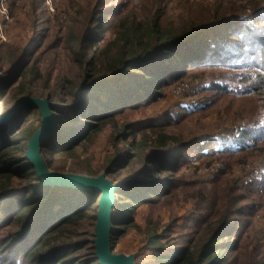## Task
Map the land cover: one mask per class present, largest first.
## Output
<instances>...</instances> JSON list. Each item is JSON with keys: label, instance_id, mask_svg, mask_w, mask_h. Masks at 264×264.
<instances>
[{"label": "rangeland", "instance_id": "obj_1", "mask_svg": "<svg viewBox=\"0 0 264 264\" xmlns=\"http://www.w3.org/2000/svg\"><path fill=\"white\" fill-rule=\"evenodd\" d=\"M221 1L227 0H0V111L18 94V89L12 88L19 84V77L4 81L12 67L10 57L15 52L29 55L30 73L23 83L24 87L30 85V92L21 99L27 96L47 99L59 81L77 78L79 69L72 41L85 36L94 22L108 23L99 54L114 55L112 41L127 21L159 15L163 29L178 31L190 21L191 15L213 9ZM237 7L238 4L234 5L233 11L226 7L228 17L247 18L245 15L250 11H235ZM251 25L256 32H263L261 41L264 42V21H253ZM227 31L230 30L225 27L221 34L226 35ZM213 33L207 37L211 38ZM249 67L250 64L243 69L191 70L167 85L155 101L117 115L93 144L78 148L75 157L43 155L51 171L97 177L107 173L110 162L122 151L137 155L138 148H134L143 140L167 136L192 144L173 155L177 160L175 169L169 173L174 183L170 194L135 207L128 202L129 215L111 239L114 254L136 255L135 264H168L166 257H174L188 245L201 246L220 219L230 217L236 224L231 240L225 238V242H231V249L227 250L228 264L264 261V75L258 80L255 78L258 72ZM216 86L228 89L219 92ZM21 99L8 108L14 111ZM51 101L60 108L66 107L65 98ZM17 115L5 124H14ZM40 121V112L34 110L19 120L17 132L20 135L38 126ZM256 127L259 140L246 141L253 143V147L237 151L247 129ZM133 130L137 134L131 136L129 132ZM122 136L126 139L122 140ZM28 142L20 140L9 157L24 161ZM208 145L209 151L220 149L222 152L204 156L199 149ZM141 159L134 157L117 175H108V178L121 187L128 185L132 178L129 173L136 165L142 167ZM88 165L96 175H88L80 168ZM14 185L23 189L28 184L16 179ZM95 192L99 202L102 193ZM56 205L55 209L61 207ZM115 211L121 219V208ZM97 212H88L83 220L69 226L64 238L56 234L53 238L60 237L64 242L85 241L86 247L79 255L92 256L96 252L94 215ZM13 229L6 227V234Z\"/></svg>", "mask_w": 264, "mask_h": 264}, {"label": "trees", "instance_id": "obj_2", "mask_svg": "<svg viewBox=\"0 0 264 264\" xmlns=\"http://www.w3.org/2000/svg\"><path fill=\"white\" fill-rule=\"evenodd\" d=\"M237 4L235 11H250L245 15L247 18L228 17L226 7H231L230 11H233ZM214 6L213 9L191 15L190 21L178 31L163 29L160 25L162 16L159 15L157 18L145 16L131 23L127 21L118 29L112 41L114 55L108 52L99 54L108 23L94 22L85 36L73 39V54L79 74L74 81L68 78L59 81L49 93L50 100L60 98L63 101L65 98L63 102L66 107H53L60 120L59 127L44 143L43 155L75 157L77 149L93 144L98 134L117 115L142 103L155 101L167 85L186 76L191 70L200 67L243 69L250 64L249 69L258 72L255 78L259 80L264 75L263 32L253 30L251 24L257 20L264 21V2L239 0L234 3L227 0ZM225 27L230 31L222 35ZM211 33L212 39L207 37ZM28 56L27 52H15L10 57L12 67L4 81L19 77V84L12 88L18 89V94L11 103L1 108L0 116L12 113V108L8 106L30 92V85L24 87L23 83L30 73ZM215 89L226 92L228 88L216 86ZM33 111L18 113L14 124L0 125V264H100L95 253L86 258L79 255L86 247L85 241L64 242L60 237L53 238L55 234L64 238L69 226L83 220L88 212L98 210L96 192L45 185L27 158L21 161L9 157L20 140L29 141L40 128L41 121L38 126L20 135L17 132L19 120L30 116ZM129 133L133 136L137 131ZM259 136L257 127L248 128L243 144L237 151L252 148L253 143L247 142L258 141ZM123 137L122 140H125ZM139 144L134 148H138L135 151L137 155L122 151L107 168L108 175H117L129 160L139 156L142 158V167H132L129 173L131 180L117 192L113 232L119 231L122 220L129 215L131 205L128 202L135 207L152 203L172 192L173 176L169 173L175 169L177 160L173 155L192 145L167 136H161L158 140L146 139ZM209 146L199 149L204 156L222 152L220 149L209 151ZM80 168L88 175L97 173L89 165ZM16 179L26 181L28 185L23 189L16 188ZM56 204L61 207L55 209ZM118 207L123 211L121 219L115 213ZM232 221L234 219L230 217L220 219L219 225L201 246L188 245L179 249L174 257L162 259L167 260L168 264H228L227 250L231 249V242H225V238L231 240V232L236 224ZM6 227L14 229L6 234ZM251 264H264V261L254 260Z\"/></svg>", "mask_w": 264, "mask_h": 264}, {"label": "water", "instance_id": "obj_3", "mask_svg": "<svg viewBox=\"0 0 264 264\" xmlns=\"http://www.w3.org/2000/svg\"><path fill=\"white\" fill-rule=\"evenodd\" d=\"M53 107L59 106L49 98L27 96L18 102L12 113L0 116V125L9 122L23 110H38L40 112L41 126L28 142L26 158L29 163L35 167L39 179L45 185L101 192L102 195L98 202L97 232L94 239L96 257L100 264H135L136 255L127 256L112 252L113 212L117 203V192L121 185L111 181L106 172L93 177L74 173H59L48 168L42 154V147L57 131L60 121L58 115L53 111Z\"/></svg>", "mask_w": 264, "mask_h": 264}]
</instances>
